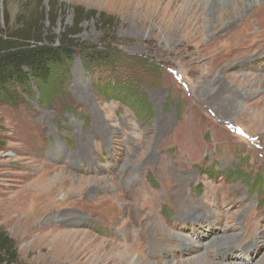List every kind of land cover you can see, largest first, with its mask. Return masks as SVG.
Returning <instances> with one entry per match:
<instances>
[{"label": "rangeland", "instance_id": "374dc122", "mask_svg": "<svg viewBox=\"0 0 264 264\" xmlns=\"http://www.w3.org/2000/svg\"><path fill=\"white\" fill-rule=\"evenodd\" d=\"M65 34L122 59L77 52L63 96L0 104L14 264H264V0H0L3 44Z\"/></svg>", "mask_w": 264, "mask_h": 264}, {"label": "trees", "instance_id": "16d2710c", "mask_svg": "<svg viewBox=\"0 0 264 264\" xmlns=\"http://www.w3.org/2000/svg\"><path fill=\"white\" fill-rule=\"evenodd\" d=\"M0 39V104L12 105L13 96L21 92L29 100L39 93L42 102H49L55 96H63L66 93L67 72L72 68L77 52L82 63L92 67L115 66L121 61V55L109 44L102 48L92 45L78 44L75 39L65 34L60 43L52 41L51 45L5 42ZM36 88V89H35ZM107 95L118 96L125 102H130L133 108L141 112H149L150 105L146 97L136 86L121 84L120 82L100 89ZM8 129L0 120V148L5 145ZM236 174H239L237 171ZM235 175V174H234ZM261 175L253 181L256 189L261 185ZM17 249L15 241L0 227V264H14L16 262Z\"/></svg>", "mask_w": 264, "mask_h": 264}, {"label": "bare ground", "instance_id": "6f19581e", "mask_svg": "<svg viewBox=\"0 0 264 264\" xmlns=\"http://www.w3.org/2000/svg\"><path fill=\"white\" fill-rule=\"evenodd\" d=\"M227 29L229 28V27H226ZM262 39L263 38H260V37H258V36H256V44H255V48H256V50H257V52L259 53L260 51H261V53L263 54L264 53V41H262ZM166 126V125H165ZM164 128V127H163ZM154 224H156L155 222L153 223V225ZM173 233V232H172ZM234 235V234H233ZM227 236V235H226ZM231 236V235H230ZM229 237V236H228ZM228 237H218V236H216V237H213V239H214V241H212L211 243H212V245H213V247L214 248H216L217 249V251L218 252H221V249L224 247V245L226 244V242H227V240H228ZM235 239V238H234ZM159 240H161V242L160 243H162V242H164V241H166V240H168V241H170V239L169 238H167V237H162V238H159ZM177 240V239H176ZM236 240V239H235ZM167 241V242H168ZM178 243H180V245H181V241H179ZM209 243L210 242H207L206 241V243H204V244H202L203 246H205V245H207L208 244V246H209ZM210 243V244H211ZM229 244V243H228ZM161 245V244H160ZM162 245H164V244H162ZM161 245V246H162ZM179 244H178V246H180ZM168 246H171V243L169 242L168 243ZM206 247V246H205ZM213 250V249H212ZM260 250V249H259ZM209 251H211V250H209V249H207L206 250V255L209 253ZM227 256V255H226ZM207 263V262H206Z\"/></svg>", "mask_w": 264, "mask_h": 264}]
</instances>
